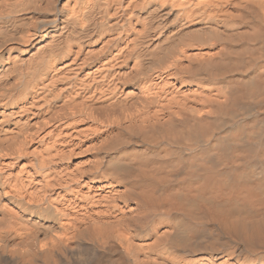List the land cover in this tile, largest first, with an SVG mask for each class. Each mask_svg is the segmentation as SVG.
I'll use <instances>...</instances> for the list:
<instances>
[{"label":"bare ground","instance_id":"bare-ground-1","mask_svg":"<svg viewBox=\"0 0 264 264\" xmlns=\"http://www.w3.org/2000/svg\"><path fill=\"white\" fill-rule=\"evenodd\" d=\"M0 264H264V0H0Z\"/></svg>","mask_w":264,"mask_h":264}]
</instances>
